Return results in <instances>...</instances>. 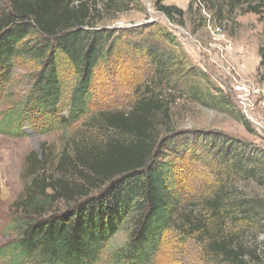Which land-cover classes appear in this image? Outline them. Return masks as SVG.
Instances as JSON below:
<instances>
[{
	"label": "trees",
	"instance_id": "obj_1",
	"mask_svg": "<svg viewBox=\"0 0 264 264\" xmlns=\"http://www.w3.org/2000/svg\"><path fill=\"white\" fill-rule=\"evenodd\" d=\"M123 3L0 0V105L7 101L16 59L39 65L26 96L2 111L1 132L20 134L28 124L50 133L89 113L96 68L116 46L103 12ZM213 3L220 17L238 9L264 13V0ZM156 9L184 23L181 8L157 3ZM152 49L159 52L154 73L163 87L173 54L161 56L156 47L148 49L150 57ZM138 94L129 110L102 112L101 124L113 131L102 144L64 152L54 173H39L32 165L14 202L19 213L8 224L15 238L0 246V257L10 264H156L167 231L174 229L184 240L194 232L202 236L206 253L219 264H264V240H257L264 233V149L191 132V140L206 143L228 176L220 175L197 209L186 202L191 198L180 189V174L165 159L166 149H179L174 139L182 135L175 133L168 103L148 85ZM124 227L128 239L107 252Z\"/></svg>",
	"mask_w": 264,
	"mask_h": 264
},
{
	"label": "rangeland",
	"instance_id": "obj_2",
	"mask_svg": "<svg viewBox=\"0 0 264 264\" xmlns=\"http://www.w3.org/2000/svg\"><path fill=\"white\" fill-rule=\"evenodd\" d=\"M117 1L124 3L103 12L105 26L114 28L116 46L107 62L96 68L89 113L69 128L50 133H37L28 124L20 134L0 131V246L15 238L8 224L19 213L14 202L30 178L32 165L37 164L39 173H54L64 152L72 155L78 145L102 144L113 134L101 124L102 112L129 110L145 85L163 94L175 133L182 134L173 135L179 149H166L164 154L180 174L179 186L184 187L180 189L191 198L186 202H194L197 209L199 198L211 191L220 175L228 176L219 159L208 153L206 143L191 140V132H210L264 149V13L238 9L220 17L215 0ZM157 3L184 10V23L171 21L156 9ZM156 47L161 56L173 54L163 87L157 86L161 81L154 73V56L159 52L152 49L153 57L148 53ZM38 69L30 59H16L0 118L2 111L26 96ZM68 77L74 82L73 74ZM236 81L245 88L241 100L232 87ZM64 178L70 181V174ZM58 206L66 208L62 202ZM127 239L124 227L111 239L107 252ZM257 240L263 241L264 233ZM156 260V264H219L206 253L202 236L194 232L184 240L174 229L167 231ZM0 264L10 262L0 257Z\"/></svg>",
	"mask_w": 264,
	"mask_h": 264
},
{
	"label": "built area",
	"instance_id": "obj_3",
	"mask_svg": "<svg viewBox=\"0 0 264 264\" xmlns=\"http://www.w3.org/2000/svg\"><path fill=\"white\" fill-rule=\"evenodd\" d=\"M233 90L237 93V94H240L239 96L241 97L240 100L242 99V94L243 92L245 91V88L244 86H242V84H240L239 81H236L233 83Z\"/></svg>",
	"mask_w": 264,
	"mask_h": 264
}]
</instances>
